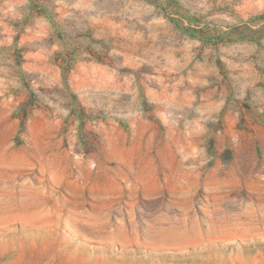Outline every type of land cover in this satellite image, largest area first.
I'll return each instance as SVG.
<instances>
[{
    "label": "rangeland",
    "instance_id": "374dc122",
    "mask_svg": "<svg viewBox=\"0 0 264 264\" xmlns=\"http://www.w3.org/2000/svg\"><path fill=\"white\" fill-rule=\"evenodd\" d=\"M0 264H264V0H0Z\"/></svg>",
    "mask_w": 264,
    "mask_h": 264
}]
</instances>
